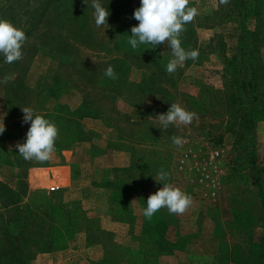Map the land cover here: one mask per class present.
Masks as SVG:
<instances>
[{"label":"rangeland","instance_id":"1","mask_svg":"<svg viewBox=\"0 0 264 264\" xmlns=\"http://www.w3.org/2000/svg\"><path fill=\"white\" fill-rule=\"evenodd\" d=\"M236 1L190 0L198 14L180 39L199 57L173 74L166 44L152 58L128 43L140 0H110L122 20L101 28L92 0H58L23 59L0 55V264H18L7 229L27 264H264V0ZM109 65L117 79L104 75ZM172 103L198 118L162 132L156 117ZM23 107L59 129L46 162L26 161L15 147L30 127ZM160 169L163 183L193 199L179 219L166 208L152 221L143 215L163 187ZM5 185L18 194L10 210L1 205ZM179 228L183 245L172 241Z\"/></svg>","mask_w":264,"mask_h":264},{"label":"clouds","instance_id":"2","mask_svg":"<svg viewBox=\"0 0 264 264\" xmlns=\"http://www.w3.org/2000/svg\"><path fill=\"white\" fill-rule=\"evenodd\" d=\"M222 4H228L230 0H220ZM85 3V0H84ZM87 4V3H85ZM94 9L93 17L95 26L101 28L108 25L109 10L102 6L99 0H92ZM198 14L197 9L190 6V0H140V6L134 10L133 18L138 24L131 27V35L128 43L133 50L140 45H149L155 49L161 44H166L172 53L166 71L173 74L185 61L197 60V50H185L180 39L186 30L185 25L190 23ZM27 41L26 33L18 28L10 20L0 18V55L4 62L11 64L23 59V46ZM104 75L110 79H117L115 69L109 65ZM9 77L5 76L4 83ZM23 123H30L26 133V140L17 143L16 149L26 161L35 160L43 163L51 159L56 151L55 142L58 139L59 129L57 125L36 114L31 107L21 108ZM161 131H167L170 125H190L198 118L197 113L188 111L178 103H172L166 113L158 114ZM5 131V125L0 122V135ZM172 143L178 148L183 147V139L178 136L171 137ZM169 174L160 169L155 180L163 184L155 193L147 198V207L143 209V215L148 221H152L154 215L166 208L170 215H182L192 205L193 199L179 187L172 183H163Z\"/></svg>","mask_w":264,"mask_h":264},{"label":"trees","instance_id":"3","mask_svg":"<svg viewBox=\"0 0 264 264\" xmlns=\"http://www.w3.org/2000/svg\"><path fill=\"white\" fill-rule=\"evenodd\" d=\"M57 1L58 0H1L0 18L10 20L17 27L24 25L27 21L29 28L24 31L26 33V36L28 37L34 30L39 27L40 24H42L50 8ZM107 1L108 3L106 5L110 13L109 17L115 19L116 23L117 21L119 23L122 20L120 6H118V4L115 2H109L110 0ZM236 2L244 4V6L247 4V2L243 0H237ZM128 4H131V1H129ZM139 6L140 5L133 6L132 11L129 13V18H133L134 10ZM141 56L156 58L159 56V52L157 50L152 49L149 45H145V47L141 49ZM0 141H6V137H1ZM5 186L3 187L6 191L8 190L10 196L8 197V200H1V205L3 209L7 208L8 210H10V207L16 205L17 202L19 203V199L15 198L18 197V194L16 191ZM3 197L4 193L0 191V199H3ZM9 221L13 222V218H9ZM5 231L7 232L5 241H8V245L11 247V250L9 252L17 253V251H20L18 254H16L15 261L18 264H27L24 257L21 256L23 250L22 246L20 244L16 245V242L19 240V237L15 234H11L8 229Z\"/></svg>","mask_w":264,"mask_h":264},{"label":"crops","instance_id":"4","mask_svg":"<svg viewBox=\"0 0 264 264\" xmlns=\"http://www.w3.org/2000/svg\"><path fill=\"white\" fill-rule=\"evenodd\" d=\"M57 168H63V167H54L53 169H57ZM64 168H66V167H64ZM132 185V184H131ZM126 187H129V186H126ZM184 214H186V213H184ZM183 215V214H182ZM179 218H181V215L178 217V215H176V219H179ZM173 226V225H172ZM171 228V227H170ZM174 228V227H173ZM175 228H177V227H175ZM174 228V229H175ZM182 229H183V227H182ZM185 229V228H184ZM177 230V229H176ZM179 235L177 236V233L175 232L174 234H175V237L172 239V241L175 243V244H180V245H183L182 243H183V238L186 236V235H188V233L187 232H182L183 230H181V228H179ZM186 231V230H185ZM175 256H178V257H180V254H178V253H175ZM182 263L183 262H186V263H189V260H182L181 261Z\"/></svg>","mask_w":264,"mask_h":264},{"label":"built area","instance_id":"5","mask_svg":"<svg viewBox=\"0 0 264 264\" xmlns=\"http://www.w3.org/2000/svg\"><path fill=\"white\" fill-rule=\"evenodd\" d=\"M218 156H220V152H216V157H218ZM189 158H190V155L189 154H185L183 156V158L181 159L182 166H180V167L183 168L185 166V164L189 162Z\"/></svg>","mask_w":264,"mask_h":264}]
</instances>
